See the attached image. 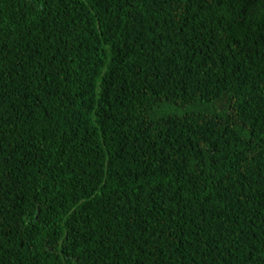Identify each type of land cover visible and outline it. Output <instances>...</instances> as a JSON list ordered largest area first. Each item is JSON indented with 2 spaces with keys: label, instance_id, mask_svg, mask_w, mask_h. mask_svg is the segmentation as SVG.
I'll return each instance as SVG.
<instances>
[{
  "label": "trees",
  "instance_id": "16d2710c",
  "mask_svg": "<svg viewBox=\"0 0 264 264\" xmlns=\"http://www.w3.org/2000/svg\"><path fill=\"white\" fill-rule=\"evenodd\" d=\"M0 264H264V0H0Z\"/></svg>",
  "mask_w": 264,
  "mask_h": 264
}]
</instances>
